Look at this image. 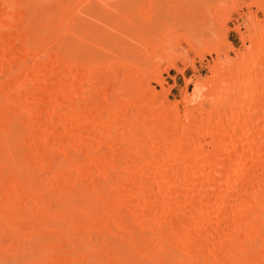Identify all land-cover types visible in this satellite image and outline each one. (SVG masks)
Segmentation results:
<instances>
[{"label":"bare ground","instance_id":"bare-ground-1","mask_svg":"<svg viewBox=\"0 0 264 264\" xmlns=\"http://www.w3.org/2000/svg\"><path fill=\"white\" fill-rule=\"evenodd\" d=\"M88 1L0 0V264H264V38L198 47L136 10L118 52L78 32ZM180 37L216 57L178 101Z\"/></svg>","mask_w":264,"mask_h":264},{"label":"rangeland","instance_id":"rangeland-1","mask_svg":"<svg viewBox=\"0 0 264 264\" xmlns=\"http://www.w3.org/2000/svg\"><path fill=\"white\" fill-rule=\"evenodd\" d=\"M78 1L76 0V3ZM260 3L264 5V0H89L85 3L86 9L78 32L88 29L92 39L105 32L108 34L107 37L100 40L116 51L123 52L121 50L123 46L119 41L123 34L121 30L128 27L127 23L129 22L126 23L122 15L141 10L143 14L141 15L139 12L140 18L132 20L137 19L135 24L137 23L144 29L149 27L147 30H155L156 33L162 32L167 25L178 24L180 17L187 16L186 18H190L188 20L191 21H189L191 24L188 22L189 24L187 23L185 26L187 28L189 26L191 29L188 30L185 26L181 29L179 25L178 28L181 29L180 33L183 35L190 34L188 36H192V40L198 47L208 44L223 48V43L227 42L232 44L236 50L245 51L246 48L252 49V43L246 40L243 44L240 34L247 35L256 31V39L264 38V31H262L264 9L260 8ZM109 8L113 9L116 15H107ZM252 15L258 22L253 20ZM154 27L156 28L154 29ZM178 28L177 31H179ZM222 32H225L226 41L222 40ZM167 35L168 38H172L175 31H170ZM174 40L176 41V39L169 41L170 49L175 47L173 50L177 49L179 45ZM179 42L184 47V53L188 54L190 58L192 57L193 65L184 60H176L175 68L165 69V62H162L161 69L159 68L163 86L169 89L168 98L178 101L181 99V91L185 87L187 79H190L187 85L188 93H190L195 82H201L210 75V68L216 57L214 52H205L200 59L193 49L187 46L185 39L180 37ZM157 53L161 55L162 50L157 49ZM227 55L233 56L234 51L229 50ZM222 57L224 58V55ZM140 59L143 60L142 57ZM150 85L157 91H161V86L154 80L150 81ZM179 106L181 108L182 103Z\"/></svg>","mask_w":264,"mask_h":264}]
</instances>
